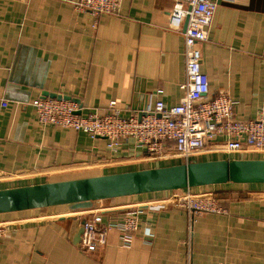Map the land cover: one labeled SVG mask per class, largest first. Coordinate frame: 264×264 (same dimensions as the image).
<instances>
[{"label":"crops","instance_id":"crops-1","mask_svg":"<svg viewBox=\"0 0 264 264\" xmlns=\"http://www.w3.org/2000/svg\"><path fill=\"white\" fill-rule=\"evenodd\" d=\"M76 1L0 0V188L181 162L152 158L133 138L113 149L104 137L39 123L31 101L49 94L78 102L84 115L105 114L115 100L125 117L183 96L185 21L170 24L174 0H121L116 14L97 18L77 10ZM213 1L208 39L199 46L201 69L210 93L231 97L235 118H255L264 97V0ZM247 157L264 152L210 148L192 160ZM194 189L211 190L226 213L189 218L183 208H144L128 243L103 225L166 191L88 208L0 213V264H264V183ZM93 217L101 224L87 235Z\"/></svg>","mask_w":264,"mask_h":264},{"label":"built area","instance_id":"built-area-1","mask_svg":"<svg viewBox=\"0 0 264 264\" xmlns=\"http://www.w3.org/2000/svg\"><path fill=\"white\" fill-rule=\"evenodd\" d=\"M121 0H77L75 8L88 11L94 18L101 14H116ZM216 3L213 0H174L169 11V22L184 27V78L179 84L183 90L180 101L166 106L156 100L140 115H121L115 100L109 101V112L82 113L78 102L56 97H37L31 101L37 119L42 125L72 128L92 138H106L110 148H116L124 138H133L144 146L152 158L192 160L201 151L212 150L230 154L264 152V97L257 117L235 118L233 100L224 92L210 93L209 79L201 69L200 44L208 39ZM2 104L6 102L2 101ZM222 138V142H219ZM214 148V149H213ZM164 196L137 204L124 213L121 220L103 225L106 230L117 229L125 243L137 229V216L144 209L151 211L167 207L183 208L189 218L199 213H226L211 190L196 191L194 187L166 191ZM99 217H93L87 226V235L93 234ZM95 227V228H94ZM5 234L0 224V238Z\"/></svg>","mask_w":264,"mask_h":264},{"label":"water","instance_id":"water-1","mask_svg":"<svg viewBox=\"0 0 264 264\" xmlns=\"http://www.w3.org/2000/svg\"><path fill=\"white\" fill-rule=\"evenodd\" d=\"M49 95L68 99L57 94ZM224 183H264V158L190 160L0 188V213L61 204H68L73 209L88 208L97 200ZM77 232L79 230L75 235Z\"/></svg>","mask_w":264,"mask_h":264},{"label":"rangeland","instance_id":"rangeland-1","mask_svg":"<svg viewBox=\"0 0 264 264\" xmlns=\"http://www.w3.org/2000/svg\"><path fill=\"white\" fill-rule=\"evenodd\" d=\"M168 160V161H167ZM169 160H172V159H161V161H167V162H170Z\"/></svg>","mask_w":264,"mask_h":264}]
</instances>
